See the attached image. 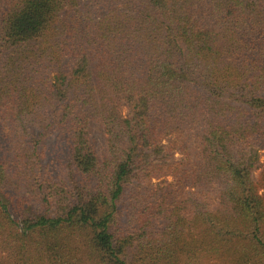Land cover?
Here are the masks:
<instances>
[{
    "label": "trees",
    "instance_id": "16d2710c",
    "mask_svg": "<svg viewBox=\"0 0 264 264\" xmlns=\"http://www.w3.org/2000/svg\"><path fill=\"white\" fill-rule=\"evenodd\" d=\"M262 151L264 0H0L6 264H264Z\"/></svg>",
    "mask_w": 264,
    "mask_h": 264
},
{
    "label": "rangeland",
    "instance_id": "374dc122",
    "mask_svg": "<svg viewBox=\"0 0 264 264\" xmlns=\"http://www.w3.org/2000/svg\"><path fill=\"white\" fill-rule=\"evenodd\" d=\"M95 143H97L98 151H101L103 145L101 143V140L98 137L95 138ZM263 161H264V151H262L260 153V162H263ZM258 174H259V170L255 172V174H254L255 177H257ZM6 260H7L6 256L4 254H0V264H6ZM195 263H197V264L198 263L199 264H209V263L214 264V262H210L209 260L204 261L202 258L196 260Z\"/></svg>",
    "mask_w": 264,
    "mask_h": 264
}]
</instances>
